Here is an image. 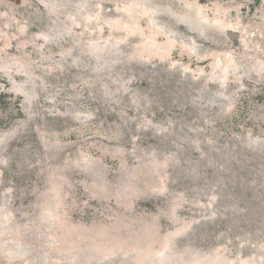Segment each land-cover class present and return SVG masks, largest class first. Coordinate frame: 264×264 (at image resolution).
Here are the masks:
<instances>
[{
    "label": "rangeland",
    "instance_id": "rangeland-1",
    "mask_svg": "<svg viewBox=\"0 0 264 264\" xmlns=\"http://www.w3.org/2000/svg\"><path fill=\"white\" fill-rule=\"evenodd\" d=\"M264 264V0H0V264Z\"/></svg>",
    "mask_w": 264,
    "mask_h": 264
},
{
    "label": "trees",
    "instance_id": "trees-1",
    "mask_svg": "<svg viewBox=\"0 0 264 264\" xmlns=\"http://www.w3.org/2000/svg\"><path fill=\"white\" fill-rule=\"evenodd\" d=\"M214 263H215V260L214 259L209 262V264H214Z\"/></svg>",
    "mask_w": 264,
    "mask_h": 264
},
{
    "label": "bare ground",
    "instance_id": "bare-ground-1",
    "mask_svg": "<svg viewBox=\"0 0 264 264\" xmlns=\"http://www.w3.org/2000/svg\"><path fill=\"white\" fill-rule=\"evenodd\" d=\"M2 264V263H1Z\"/></svg>",
    "mask_w": 264,
    "mask_h": 264
}]
</instances>
